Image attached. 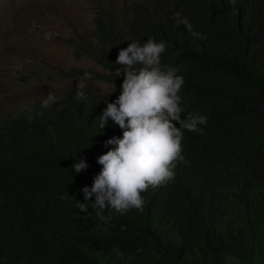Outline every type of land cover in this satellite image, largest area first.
<instances>
[{"label": "trees", "instance_id": "16d2710c", "mask_svg": "<svg viewBox=\"0 0 264 264\" xmlns=\"http://www.w3.org/2000/svg\"><path fill=\"white\" fill-rule=\"evenodd\" d=\"M119 3L94 0L98 46L85 42L78 56L120 86L119 50L164 41L161 64L184 79L182 118L207 117L203 134L182 130L187 163L167 186L142 193L143 211L105 210L111 219L101 221L94 197L86 212L77 202L100 171L97 157L113 147L105 141L122 135L110 119L99 128L117 96L83 87L79 97L71 87L5 100L0 264H264V0ZM49 93L56 100L43 108ZM79 159L88 167L74 173Z\"/></svg>", "mask_w": 264, "mask_h": 264}, {"label": "clouds", "instance_id": "9594fccd", "mask_svg": "<svg viewBox=\"0 0 264 264\" xmlns=\"http://www.w3.org/2000/svg\"><path fill=\"white\" fill-rule=\"evenodd\" d=\"M175 16L178 18L179 13ZM181 24L192 32L186 20L177 19V27ZM165 49L164 41L148 39L143 45L132 41L119 50L114 62L118 65L116 76L123 75L121 91L99 116V128L103 129L110 119L122 130V135L105 141V147H113L97 157L100 171L90 188L81 189L84 203L77 202L81 211L86 212L94 197L91 204L101 221L111 219L104 215L105 210L120 214L131 209L143 211L142 193L167 186L174 180L177 163H187L182 154V130L203 134L200 126L207 124L205 116L182 118L180 92L184 79L176 68L161 64ZM77 87L81 89L77 95L83 97L84 84ZM55 100L49 93L41 107L47 108ZM87 167L83 159L72 165L74 173Z\"/></svg>", "mask_w": 264, "mask_h": 264}, {"label": "rangeland", "instance_id": "374dc122", "mask_svg": "<svg viewBox=\"0 0 264 264\" xmlns=\"http://www.w3.org/2000/svg\"><path fill=\"white\" fill-rule=\"evenodd\" d=\"M118 1L119 6L128 2ZM96 15L94 0H0V110L5 100L81 83L109 94L112 83L100 76L111 71L78 56L85 42L98 46L93 36ZM120 91L114 84L110 94Z\"/></svg>", "mask_w": 264, "mask_h": 264}]
</instances>
